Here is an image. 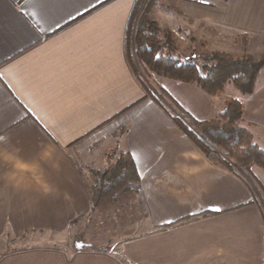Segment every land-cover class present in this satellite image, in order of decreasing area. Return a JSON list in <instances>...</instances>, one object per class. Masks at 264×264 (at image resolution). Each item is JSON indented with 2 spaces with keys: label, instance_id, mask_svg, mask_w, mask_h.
Returning <instances> with one entry per match:
<instances>
[{
  "label": "crops",
  "instance_id": "0c3cea01",
  "mask_svg": "<svg viewBox=\"0 0 264 264\" xmlns=\"http://www.w3.org/2000/svg\"><path fill=\"white\" fill-rule=\"evenodd\" d=\"M135 3L0 0L1 245L38 231L71 235L93 210L90 169L115 149L132 156L144 211L115 247L22 245L0 251V264H264L261 204L193 144L129 63ZM149 13L211 40H264V0H156ZM259 104L264 125V83ZM253 172L264 190V169Z\"/></svg>",
  "mask_w": 264,
  "mask_h": 264
},
{
  "label": "trees",
  "instance_id": "16d2710c",
  "mask_svg": "<svg viewBox=\"0 0 264 264\" xmlns=\"http://www.w3.org/2000/svg\"><path fill=\"white\" fill-rule=\"evenodd\" d=\"M144 1L136 0L132 12L127 30V56L148 94L158 103L167 108L160 91L148 83L153 76L195 84L210 96L223 91L228 83L242 94L254 91L264 67V55L257 58L249 52L242 55L225 50L206 52L195 46L188 47L187 52L188 48L180 46L171 28L160 25L141 9ZM235 41L246 45L248 34L239 33ZM171 114L179 128L213 164L234 172L245 181L255 199L258 202V198L261 199L264 209V195L256 186L252 170L254 166L264 169V147L255 141L252 130L242 125L244 103L236 97L227 98L223 109L207 119L189 121L183 114ZM106 158L104 168L90 169L92 209L107 198L122 200L125 193L134 192L136 169L130 153L118 154L115 149L107 153Z\"/></svg>",
  "mask_w": 264,
  "mask_h": 264
},
{
  "label": "rangeland",
  "instance_id": "374dc122",
  "mask_svg": "<svg viewBox=\"0 0 264 264\" xmlns=\"http://www.w3.org/2000/svg\"><path fill=\"white\" fill-rule=\"evenodd\" d=\"M154 3H156V0H148L147 2L145 0L143 2V7H141V9L144 8L145 13L152 18L154 17L149 13V9ZM172 30L178 36V42L184 49L195 46L197 50L206 52L225 50L236 55L249 52L257 58L264 55V40H261V42L250 41L249 35L248 43L243 45V43L235 41V37L239 33L235 34L234 37L228 35V40H220L221 38H219L218 35L217 38L211 40L201 35L200 32L195 33L191 31L190 33L187 32V30ZM189 50L188 48L187 52H189ZM169 82L173 83L165 86L164 83H156L152 78L148 80L150 85L153 84L160 91V98L163 100L167 109L171 113L183 114L189 121L213 117L223 109L225 100L230 97H236L243 103H246L249 114L255 118H251L253 120L251 124L248 125V122L244 121L242 125L248 126L254 132L255 141L264 147V125L261 123V111L253 110L254 107H257V109L260 108L261 110V104H259V102H261V85L264 83V67L258 75L255 89L251 94H242L241 91L228 83L225 85L223 91L219 92L215 97H212L195 84H185L175 80H170ZM254 92L255 94L252 95ZM255 183L259 191H262L264 195L261 177L259 179L256 176ZM124 196L122 200H118V198H114L113 200L107 198L104 202H101L98 206L93 208L90 216L83 218L79 222V227L76 226L77 228L71 235L66 232L64 233L66 236L64 240L62 237L60 238L62 233L55 232H32L25 235L22 239L8 236L5 238L4 244L1 245L0 241V251L22 245H61L66 244V242H69V245H74L75 241L82 240L83 238L95 244L109 245L111 248L115 247L122 237L124 238L125 235L132 234L137 230V225L144 216L143 208L138 202V198L134 195V192L125 193ZM258 200L261 204V199L258 198Z\"/></svg>",
  "mask_w": 264,
  "mask_h": 264
},
{
  "label": "snow or ice",
  "instance_id": "6c2138e0",
  "mask_svg": "<svg viewBox=\"0 0 264 264\" xmlns=\"http://www.w3.org/2000/svg\"><path fill=\"white\" fill-rule=\"evenodd\" d=\"M219 210V209H218Z\"/></svg>",
  "mask_w": 264,
  "mask_h": 264
}]
</instances>
